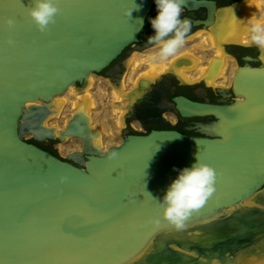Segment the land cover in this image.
I'll use <instances>...</instances> for the list:
<instances>
[{
  "label": "water",
  "instance_id": "water-1",
  "mask_svg": "<svg viewBox=\"0 0 264 264\" xmlns=\"http://www.w3.org/2000/svg\"><path fill=\"white\" fill-rule=\"evenodd\" d=\"M133 2L141 10L125 15ZM154 5L58 0L55 22L41 32L28 14L33 0H0V264H122L158 232L175 228L158 200L198 151L217 171L216 191L185 225L264 186V67L238 69L235 94H223L237 96L231 103L175 97L181 116L215 118L199 124L201 136L154 129L129 133L101 152L91 145L82 114L59 138L43 126L55 96L70 86L83 89L90 74L139 42ZM183 6H208V18L195 22L205 27L218 10L208 0H184ZM27 133L37 141L72 135L83 147L64 159L28 141Z\"/></svg>",
  "mask_w": 264,
  "mask_h": 264
},
{
  "label": "bare ground",
  "instance_id": "bare-ground-1",
  "mask_svg": "<svg viewBox=\"0 0 264 264\" xmlns=\"http://www.w3.org/2000/svg\"><path fill=\"white\" fill-rule=\"evenodd\" d=\"M253 23L264 25V0H239L231 6L220 8L215 11L213 23L187 38L192 39L195 36L200 38L198 46L214 51L212 56L205 60L194 51L187 49L171 54L173 55L171 59H169L171 55L161 59L156 55H148L144 58L134 52L137 55L132 53L128 59L131 61H127L131 64L132 58L136 56L133 74L144 64H148L149 69L137 79H131L130 83L134 88H138L143 79L152 81L162 73L171 72L183 83H198L204 80L208 86L228 88L220 84L222 77L233 84L231 78L225 76L232 61V57L225 50V44L240 43L256 46L251 42L250 28ZM260 54L261 57L264 55L262 52ZM232 70L235 71L236 68L233 66ZM93 75L95 74L88 76L83 89L70 86L67 92L54 97L50 102L51 113L45 119L43 126L52 128L54 137L59 138L71 118L77 113L82 114L88 120L91 145L105 152L108 148L103 142L102 132L95 127L92 118V110L96 107L91 93ZM125 81L123 79L118 85L112 83L113 104L122 103L130 109L127 101H134L135 96L128 94L129 88ZM70 93L76 96L72 115L65 121L64 126L51 125L52 119L62 115L68 104L69 96L67 98L66 96ZM30 104L32 103L28 105ZM125 109H115L119 113L117 124L121 131L125 127L124 118L127 114ZM71 139H79L83 144L81 138L72 135H66L62 142ZM122 264H264V186L247 198L201 221L184 225L180 229L175 227L158 232L141 251Z\"/></svg>",
  "mask_w": 264,
  "mask_h": 264
},
{
  "label": "flooded vegetation",
  "instance_id": "flooded-vegetation-1",
  "mask_svg": "<svg viewBox=\"0 0 264 264\" xmlns=\"http://www.w3.org/2000/svg\"><path fill=\"white\" fill-rule=\"evenodd\" d=\"M208 1H214L217 5V8L220 9L231 6L239 0ZM182 7L183 11L181 13V18L191 21V28L186 34L184 42L188 43L194 40V38L198 37L195 36L192 39L187 38L193 36L197 31L205 28L204 24L197 25L195 22L198 20H206L209 16L210 9L208 6H202L198 9H190L184 6ZM155 15L156 5H154L152 11L147 17L145 27L143 28L139 37V42L129 46L125 52L119 56L109 67L95 75L101 76L105 79L110 78L111 82L116 85L120 84L123 79L125 80V77H127L128 73L126 70L125 58H127V56H131L132 52L134 53L136 50H143L142 48L144 47H147L146 49H148L156 46L154 44L150 45L147 40L148 35L152 34L153 32V29L149 23V19ZM225 50L232 57L230 65H233L236 68V70H233L234 72L230 76L232 81H234L238 69L242 66L249 64L253 67H264V65L261 64L262 60L259 57L260 50L257 46L240 43H226ZM247 57H251L252 59L248 60ZM143 66L144 65L141 67ZM202 84L205 86L204 80L198 83H183L178 78V76L169 72L162 73L159 77L152 81L143 79L140 82L138 88L131 86L127 92L128 94L134 95L135 100L132 102L131 100L127 101L130 104V109H128L125 118L126 126L122 130L124 137L129 133L146 134L154 129H175L189 135L201 136L202 133L199 131V124L211 122L215 120V118L211 116H181L176 112L177 103L175 102V97L185 96L195 101L210 103H231L237 99L236 95H223L235 94L232 86L230 87V90L224 92L222 90L223 88L213 86L202 87ZM133 122H136L139 125V128L134 126ZM28 141L35 143L41 148L61 157L54 149L50 147L48 143L54 140L46 139L45 141H37L32 137V139Z\"/></svg>",
  "mask_w": 264,
  "mask_h": 264
},
{
  "label": "clouds",
  "instance_id": "clouds-1",
  "mask_svg": "<svg viewBox=\"0 0 264 264\" xmlns=\"http://www.w3.org/2000/svg\"><path fill=\"white\" fill-rule=\"evenodd\" d=\"M154 3L156 15L149 19L153 32L148 35L147 40L150 45L154 44L160 49L159 54L163 58L173 54L185 42L191 21L181 18L184 0H154ZM134 5L135 7L126 9L124 14L130 16L133 9L141 10L142 4ZM59 11L58 0H33L28 14L37 28L44 32L55 22ZM138 20L143 22V18ZM6 23L11 28L15 26L16 21L9 17ZM250 31L251 42L264 53V26L253 23ZM9 43H12L11 39ZM261 59H264V55ZM112 155L114 157L116 153ZM216 179V169L201 160L198 151L191 166H185L178 171L162 198L158 200L163 206V216L176 228H183L192 213L200 209L216 191Z\"/></svg>",
  "mask_w": 264,
  "mask_h": 264
},
{
  "label": "rangeland",
  "instance_id": "rangeland-1",
  "mask_svg": "<svg viewBox=\"0 0 264 264\" xmlns=\"http://www.w3.org/2000/svg\"><path fill=\"white\" fill-rule=\"evenodd\" d=\"M264 26V25H263ZM196 39V40H195ZM200 38H194V40L188 42V43H183L181 46H179L177 48V50L173 53L176 54L179 51L183 50V49H187V50H192L196 53V55H198L199 57H201L202 59H208L210 56H212L214 53V51H211L209 49H203L200 48L198 46ZM138 54L139 57H144L146 58L148 55H156L157 58L160 57V49L155 46L152 48H148L146 50H136L134 51ZM133 53V52H132ZM261 51L259 52V57L261 59ZM135 54V53H134ZM135 54V55H137ZM173 55H171L169 57V59L172 58ZM130 56H127V58H125V64L126 66V70H127V77H125V82L128 85V88H131V79H135L136 77L140 76L144 71H146L147 69H149V65L148 64H144L143 67H140V69H138V71L136 72V74L132 73V67H136V63H135V57L132 58L133 62L130 64L128 63L131 60H128ZM262 60V65H264V61ZM128 61V62H127ZM130 64V65H129ZM128 67V68H127ZM233 66L230 65V67L226 70L225 76L230 77L233 74ZM129 75V76H128ZM133 75V76H132ZM220 84L225 85L226 87L230 88L232 86V83L230 81H227L226 78L222 77ZM230 85V86H229ZM205 86H208L205 83ZM204 84H202V87H205ZM113 85L112 82L109 79H105L101 76L98 75H93V87L91 89V93L95 99L96 102V107L92 110V118H93V123L95 125V127L97 129H99L102 132V137H103V142L106 145V148H109L112 145H118L123 141L124 135H123V131L119 130L118 128V119H119V113L117 111H115V109L118 110H124L126 107V111L128 112V108L127 105L125 106L122 103H117V105L113 104ZM215 87V86H213ZM77 89V88H76ZM69 96V97H68ZM68 97V98H67ZM67 100H68V104L66 105L62 115L59 118H54L51 120V125L53 124H59L60 126H64L65 125V121L72 115L74 109L73 107V101L75 100L76 96L72 93L68 94L66 96ZM126 118V117H125ZM124 118V119H125ZM55 120V121H54ZM57 122V123H56ZM134 126L139 128V125L136 122H133ZM176 124V123H173ZM125 126H126V120H125ZM25 138L27 140L32 139V135L31 134H27L25 135ZM79 139H71L69 141H59L54 140L52 142H48L50 147L52 149H54L56 151V153L58 155H60L62 158H67L68 154L72 151L75 150H81L83 147V144L81 142V140Z\"/></svg>",
  "mask_w": 264,
  "mask_h": 264
}]
</instances>
